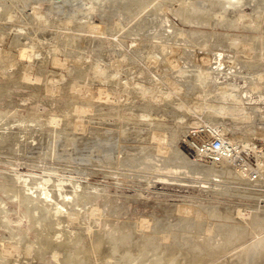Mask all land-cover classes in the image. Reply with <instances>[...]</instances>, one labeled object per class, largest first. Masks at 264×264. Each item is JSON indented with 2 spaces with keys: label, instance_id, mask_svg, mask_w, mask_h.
Returning a JSON list of instances; mask_svg holds the SVG:
<instances>
[{
  "label": "rangeland",
  "instance_id": "374dc122",
  "mask_svg": "<svg viewBox=\"0 0 264 264\" xmlns=\"http://www.w3.org/2000/svg\"><path fill=\"white\" fill-rule=\"evenodd\" d=\"M61 1L0 0V213L2 212L0 214V263L70 264L69 262H71V264H74L78 260L75 264H89L88 258H91V252L88 254V247H90L89 240L91 238L88 239V237L91 236L88 233L90 234V227H92L90 226V221L93 220L92 208L96 207L98 202L102 203L101 206L108 203V197L115 199L116 203H120V194H138V201L134 203L139 202L144 206L140 208L141 210H139L140 213L138 212V214H142L143 209L147 211L151 208L150 212L155 209L162 216L167 214L172 203L183 204V199H186L187 202L185 203L195 208L200 207L202 212L205 209L207 210L204 211V217L200 219L203 223L210 219L209 223L213 221L212 218L206 217L212 213L211 208L214 207L216 209H225L227 206L241 205L240 207L245 206L246 208L249 205L252 208L257 204L264 205L263 193L260 197L257 195H242L245 190H242V187L245 184L238 183V178H234L232 175L228 177V180L235 179L237 182H230L232 185L235 184V187H226L227 189H224L229 192L227 196L216 194V191L220 187H213L208 184L205 186V184L201 185L195 181L189 182L193 180L194 177L192 176H184L188 180L186 182L184 180L176 182V180L173 181L167 178L168 181L164 177L155 186L154 181L158 177L151 176V174L155 175L156 173L151 168H148V166L146 167L147 164H144L152 160L150 157H158L159 154H156L159 151L160 155L167 153L165 157H169L172 161L173 159L174 161H183L184 155L182 153H188V156H191L195 150V147L191 143L193 141H200L202 136L206 135V131L210 129V125L225 124L228 127L226 131L227 135L232 136L234 132L230 128L237 127L234 126L235 123L246 125L247 121L250 120L247 114L239 113L238 115L237 112L231 111L229 108L227 110L226 108H219L222 105L231 106L235 101L233 102L232 97L230 99L221 95L219 93L220 90L217 92L216 88L218 86L215 85L214 80L210 76V79L208 78L207 65L210 64L208 62L210 57L207 54L211 56V52L213 54L215 51L204 50L200 46L206 42L204 33L198 32V34L196 31L187 36L189 38L180 33V27L186 33L187 28L185 27L190 28L189 25L202 27L205 23L202 24L199 18L195 17L196 20L193 18V16L200 13L193 12L194 9L191 7V3H188L191 8L190 12H188L185 6H180L182 9H178V6L187 0H166L167 2L157 0L158 4L156 0H149V3L148 0H91L96 6L94 11L93 9L91 10V15L85 11L86 6L90 8L93 5L90 0V3L87 0H75L77 4L79 3V6L85 9L77 12L74 8L75 13L72 12L73 8L70 3L64 2V4L60 5L59 3H63ZM153 1H156V3ZM142 2L148 3V5ZM140 3L144 5H139ZM157 5H161L160 9ZM173 5L174 8L171 9L170 7H173ZM133 6L137 10L133 9ZM140 6H145L141 12L139 9L142 7ZM96 10L97 12L95 13ZM178 10L181 12L180 14ZM151 11L153 12L151 13ZM176 13L181 15V17ZM189 13L191 17L188 15ZM166 19H169V22H166ZM133 23L135 24L133 25ZM162 24L164 26L170 24L169 27L166 26L168 31L172 29L171 37L168 38L166 36L168 39L161 38L165 28ZM214 24L215 28L222 29V25H219L218 22L215 21ZM184 25L186 26L184 27ZM135 28L136 30H134ZM138 28L142 29L141 31L143 32ZM220 32L218 31V33ZM209 34L211 35L212 32ZM215 36L212 34L210 37L212 39L210 47L213 46V48L216 47L213 45L216 39ZM182 37L183 39H181ZM174 42L181 48L178 49L175 45L176 51L173 50L170 46ZM223 48L227 51L225 54L233 55L234 47L233 52L228 51L230 49L229 46ZM241 49H243V52ZM241 49H238L239 53L237 50L234 52L237 53L239 60L253 59L252 63L256 60L255 63L259 65L253 63L251 70L264 67V60L257 59L261 51L246 49V52L244 47ZM244 51L246 55L243 54ZM192 55L195 56L192 57ZM245 56L246 58H244ZM198 68L201 72L203 69L204 72L201 73ZM201 76H206L207 78L201 79ZM204 79L209 80L206 81ZM215 89L216 93H219L218 95L212 93ZM238 121L243 122L239 123ZM78 122L79 125H77ZM108 126L111 128H108ZM147 130L149 131L145 132ZM109 136L111 141L108 139ZM140 136L143 138L141 137L142 139H140ZM259 136L261 137L262 135L259 134ZM245 138L246 136H244ZM121 146L125 147L121 148ZM159 146L161 147L160 150ZM139 147L140 151H137ZM146 149H149V151ZM169 151L170 153H168ZM109 156L111 158H108ZM123 156L128 158L125 159L126 161L120 162L119 159L124 158ZM110 159L113 161H109ZM141 167L143 168L142 170ZM238 167L240 168L241 166ZM145 169L150 170L148 172ZM181 170L186 169L181 168ZM200 171L202 176L208 175L205 169ZM20 175H23L25 178L29 177L28 184L24 182V186L20 184L24 180V178L19 177ZM42 175L52 176L49 185L50 187H54V189L50 188V193H53L51 194L53 195L51 197L53 199L49 200L52 203L48 201L50 204L40 201L42 198H38L40 193L38 194L37 192V186L30 188L33 182H37L38 178ZM61 176L64 177L62 179L63 182L66 179L64 182L65 186L63 187L64 195H67L66 199L62 193L58 192L57 189V191L55 190L57 188L55 183L58 178H62ZM67 177L73 178L72 181ZM76 180L80 184L82 182L77 193H74L77 196L72 195L73 182ZM25 186L26 188L28 187L27 190ZM236 186L238 189H236ZM92 190L95 195H99V199L98 196L97 198L93 196ZM57 194H60L61 197ZM213 194L216 196H213ZM230 194L232 195L229 196ZM68 195L71 196L70 199ZM102 196L105 198L102 199ZM90 198H96L97 201ZM56 201L63 202L66 205L63 207L64 212L60 214L52 213L50 209L53 208L54 205L52 204ZM103 201L106 202L104 203ZM251 201L253 203H250ZM127 202L131 201L128 200ZM38 204L45 209L41 208ZM52 210L54 212V209ZM54 215L59 216L60 219ZM47 216L48 218H46ZM60 216L64 218L62 219ZM69 216L70 219L68 218ZM50 217L51 221H54H52L54 228L49 220ZM90 218L92 219L90 220ZM46 219L49 221H46ZM57 220L59 222L62 221L59 224ZM45 223L51 226L48 225L50 228L48 226L47 228L51 229L53 233L55 232V235L46 228ZM58 228L61 233H57ZM79 228L81 229L78 232ZM84 229L85 231L88 229L89 232L81 235L85 232ZM79 235H81V238H84L81 239ZM46 237L51 239L52 242L47 239L45 240ZM203 237L204 234L199 239H203ZM217 237H221V235H217ZM40 238L42 239L41 241H39ZM76 238H79L80 244L87 243L88 246L86 244L79 245V241ZM75 239L77 241H74ZM251 239H248L246 242L248 244L252 243L255 237H251ZM60 241L62 242V246ZM69 241L72 242L68 243ZM43 242H46L47 245V242H50L49 245L51 243L55 244H53L54 246L50 245L49 248ZM246 242L243 246L247 245ZM67 243L68 246L70 245L69 247ZM78 246L86 249L83 250ZM20 247H22L21 250ZM41 247L42 249H40ZM63 248L64 250H62ZM74 251L75 253L79 251L80 255H78L80 257H77V253L75 254ZM84 251H88L86 252L88 257ZM54 253L55 255H53ZM73 254H75L74 257L72 256ZM67 258H70L74 262ZM80 258L81 260L84 259V261L86 259V262H89L85 263L83 260L80 262Z\"/></svg>",
  "mask_w": 264,
  "mask_h": 264
},
{
  "label": "bare ground",
  "instance_id": "6f19581e",
  "mask_svg": "<svg viewBox=\"0 0 264 264\" xmlns=\"http://www.w3.org/2000/svg\"><path fill=\"white\" fill-rule=\"evenodd\" d=\"M58 1H60V0H58ZM87 1H89V0H87ZM87 1H85V2H87ZM90 1H89V3H90ZM156 1H153V2L156 3ZM165 1L166 0H164V2ZM61 2H63V3H59L60 5L64 4V2H67L68 4L70 3L71 7L73 8V11L71 10L72 12H74V8L77 10V12L81 11V10H85L83 7L79 6V3L77 4V2L75 0H62ZM153 2H151V3H153ZM134 3H136V2H134ZM142 3H145V2H142ZM142 3H140L139 5H141ZM148 3H149V0H148ZM148 3H145V4L148 5ZM158 3L159 2L157 1V4ZM183 3H184V1H183ZM183 3L182 4L179 3L181 5L178 6V9L181 8L180 6H183V7L185 6L187 8H190L188 3L189 4L191 3V7L194 9L193 12L196 11L197 14H199V13L201 14V15L200 14L199 15H195V16H193V18L194 19H195V17L197 19L199 18L201 20L202 24L204 22L206 24L204 23L202 25V27H197V26L194 27L193 25L192 26L189 25L190 28L185 27L186 25H184V27L187 28V30H186L187 32L184 33L183 32L184 29L182 30V27H180L181 28V32L180 33L182 35H186V37L190 36L192 33H195L196 31H197L196 33H198V32L199 33H201V32L204 33V35L206 36V38H205L206 42L205 43L201 42L202 44L200 43L201 44L200 46H202L204 48V50L208 49L209 51H213V52L215 51L213 54L211 52V56H209L207 54V56L210 57L209 58L210 60H208V62H210V64L208 63L209 65H207L208 78L210 76L214 80L215 85L218 86V88H216L217 92H218V90H220L219 93H221V95H223L225 97H229V98L232 97L233 98V102L235 101L231 106L222 105V106H220V107L218 106V107L222 108V109L226 108V110L229 108L231 111L237 112L238 115H239V113L247 114L248 115L247 117L250 120L248 119L249 121H247L248 123L246 125H244V124H242V125L239 124L238 125V123H235L234 126H237V127L230 128V130L232 132H234L232 136H228L227 135L228 134L226 132L228 130L227 125H225V124L210 125V127H209L210 129L207 130V134H208L209 137H213L215 135H220L226 141L231 142L233 144V147H234L233 156L231 158L224 159L221 163H214V162L207 161V160L201 158L199 156V154L197 153V151H195L196 149L195 150L193 149L194 153L191 154V156H188V153L187 154L182 153L184 155V157L182 156L184 158L183 161H176V160L174 161V159L172 161L171 159H169V157L168 158L165 157L167 153L163 154V155H160V151L159 150L161 149V147L159 146L160 147L159 150H158L159 153L156 154V155L159 154V156L158 157H154V156L150 157L152 160L151 161L149 160V163L146 162L144 164H147L146 167L148 166V168H151V170L154 173H156L155 175L151 174V176H153V177H156V178L158 177V179H156V181H154L155 186H157L158 185L157 183L160 182L159 180L160 179H164V177L166 179L168 178L169 180H173V181L176 180V182H178L180 180L181 181L184 180L186 182L188 180H187V178H184V176L185 177L186 176L187 177L192 176V177H194L196 179L194 180V178H193V180H190L189 182L195 181L196 183H200L201 185L205 184V186H207V184H208V185L213 186V187L214 186L215 187H220V188H218L217 191L215 190L216 194H222V195H227L228 196L229 192H227L224 189L226 187L227 188L235 187L234 186L235 184L232 185V184H230V182L239 181L238 183L245 184L243 187L241 186L243 188L242 190L245 189L243 191L242 195H244V196L245 195H257L258 197H260V195L262 193L264 195V70H263L264 67L263 68L260 67L257 70H251L252 69L251 68L252 64L255 63L256 60L253 63H252L253 59L252 60H249V59H247V60H241L240 59L239 60V58L237 57V53H234V52L236 50L238 52L239 51L238 49H241L243 47H244L245 51H246V49L247 50L248 49L249 50L253 49V51H254V49H256V50L261 51V54H259L260 56H258L259 58H257V59L264 60V6H263L264 5V0H189V1L187 0V1H185L184 4ZM92 4L93 5H92V7L90 6V8L86 6V10L85 11H87L88 14L89 13L91 14V10L93 9V11H94V8L96 7L93 2H92ZM124 4H125V2H124ZM81 5L83 6V4H81ZM142 5H144V4H142ZM145 6H143V7L140 6V7H142V8L139 9L140 12L145 8ZM157 6H159V5H157ZM160 6L158 7L159 9H160ZM133 7H132L133 9H136L135 6H133ZM175 7H177V6H175ZM23 8H24V5H23ZM165 8L168 9L167 6H165ZM170 8L171 9L174 8V5H173V7L171 6ZM187 8H186V10H188V12H190L189 10H191V8L190 9H187ZM115 10H117V9H115ZM124 11H126V10L124 9ZM87 12H86V15H87ZM96 12H97V10L95 11V13ZM129 12H130V10H129ZM152 12L153 11H151V13ZM174 12H176V11H174ZM178 12H179V10H178ZM184 12H185V10H184ZM142 13H144V12H142ZM180 13L181 12H179V14ZM146 14H148V13H146ZM176 14H178V13H176ZM188 15L190 16V13ZM143 16H146V15H143ZM154 16H156V15H154ZM179 17H181V15H179ZM163 18H165V17H163ZM169 19L168 20L166 19L167 20L166 22H169ZM181 19H183V18H181ZM66 20H67V18H66ZM184 20H186V19H184ZM135 21L137 22V20H135ZM159 21L161 22V20H159ZM215 21L218 22L219 25L220 24L222 25V29L214 27V25H215L214 22ZM128 22H129V20H128ZM194 22H196V21H194ZM134 24L135 23H133V25ZM139 26H140V24H139ZM162 26H164V25L162 24ZM166 26L169 27L170 24L166 25ZM166 26H164L165 28H164L163 32L161 31L162 32L161 38L163 37L165 39H168L172 35V31H171L172 29L170 30L171 31L170 32V31H168L166 29ZM160 27H158V28H160ZM178 28H179V26H178ZM134 30H136V28ZM139 30L141 31L142 29H139ZM174 30H175V28H174ZM176 30H178V29H176ZM153 31H154V29H153ZM218 31H221V32L218 33ZM141 32H143V31H141ZM149 32H150V29H149ZM210 32H212V34L216 35L215 36L216 39L214 40V43H213V45H215L216 47H214V48H213V46L210 47L211 46L210 44L212 42V39L210 38L212 36V34L210 35L209 34ZM141 35H142V33H141ZM149 35H151V34H149ZM152 35H154V34H152ZM138 38L140 39V37H138ZM173 38L175 39V37H173ZM187 38H189V37H187ZM131 39H133V38H131ZM181 39H183V37ZM194 39H195V37H194ZM133 40H132V42H133ZM159 40L161 41V39H159ZM135 41H136V38H135ZM135 41L133 43H135ZM137 41H139V40H137ZM164 41H162V42L164 43ZM165 42H167V41H165ZM189 42H191V41H189ZM139 43H137V44H139ZM176 44L177 43L174 42L173 45H171V44H169V45H171L170 47H172L173 50H175L176 47H178V49L181 48V47L177 46L178 44L177 45ZM175 45H176V47H175ZM180 45H181V43H180ZM166 46L169 47L167 44H166ZM166 46H165V48H166ZM225 46H229L230 47V49L228 50L229 52H233V47L235 48L234 52H233V55H231V54L228 55V53L225 54V52H227L223 48ZM160 48H162V47H160ZM190 50L192 51V49H190ZM194 51L196 52V50H194ZM194 51H193V53H194ZM241 51L243 52V49H241ZM245 51L243 53L244 55H246L245 53L247 52V51L246 52ZM248 53H249V51H248ZM251 53H252V51H251ZM256 53H257V51H256ZM240 54H242V53L240 52ZM193 56H195V55H192V57ZM207 56H206V58H207ZM247 57H248V55H247ZM244 58H246V56ZM178 63H180V62H178ZM258 63L261 64L262 62H258ZM246 64H248V65H246ZM256 65H258V64H256ZM263 66H264V62H263ZM249 69L251 71H253V72H251ZM254 71H256V72H254ZM200 72H201V70H200ZM202 72H204L203 69H202ZM202 76H204V75H202ZM202 76H201V79L202 78H207L206 76L205 77H202ZM198 79L200 80V78H198ZM209 79H207V80H209ZM204 80H206V79H204ZM186 82H188V81H186ZM203 84H205V83H203ZM197 86H199V85H197ZM133 87H134V85H133ZM210 88H211V86H210ZM216 89L212 93H216ZM218 94L216 93V95H218ZM232 120H233V118H232ZM237 120H239V119H237ZM245 120H246V118H245ZM238 122L241 123L243 121H238ZM77 125H79V122H78ZM109 125H110V123H109ZM109 127L110 126H108V128ZM148 131L149 130H147L145 132H148ZM82 134H84V133H82ZM139 134H140V132H139ZM259 134H261L262 136L260 137ZM143 135H145V134H143ZM142 136H140V139L143 138ZM244 136H246L245 139H244ZM82 137H83V135H82ZM108 139L110 140V136L108 137ZM140 139H138V140H140ZM109 140H107V141H109ZM7 141H9V140H7ZM198 143H199L198 141H193V143H191V144L193 145V147L197 148ZM110 146H111V144H110ZM113 146H116V145H113ZM124 147L121 146V148H124ZM141 147H143V146H141ZM149 147H150V145H149ZM103 149H105V148H103ZM135 149H137V148H135ZM153 149H154V147H153ZM106 150H108V149H106ZM142 150H144V149H142ZM146 150L149 151V149H146ZM177 150H179V149L177 148ZM137 151H140V147H139V150H137ZM87 152H88V150H87ZM110 152L112 153V151H110ZM136 152H134V153H136ZM168 153H170V151ZM126 154H127V152H126ZM147 154H149V153H147ZM151 154H152V152H151ZM173 154H175V153H173ZM179 155H181V154H179ZM126 156H128V155H126ZM126 156H123L124 158L119 159L120 162L126 161L125 159L128 158ZM108 158H111V157L109 156ZM138 159H139V157H138ZM180 160H182V159H180ZM253 160H255V161H253ZM109 161H113V160L110 159ZM240 162L242 163L241 165H240ZM117 164H118V162H117ZM238 166H241V167L239 168ZM181 168H185L186 170H181ZM142 169L143 168L141 167V170ZM202 169H205V171L207 172L208 175L202 176L201 175V171H200ZM148 170H150V169H148ZM148 170L145 169V171H148ZM111 171H112V169H111ZM42 173H44V172H42ZM230 175L234 176V178L237 177L238 180L237 181L235 179L234 180H232V179L228 180V177ZM63 176L65 177V175H63ZM179 176H182V177H179ZM16 177H17V175H16ZM19 177L24 178L23 181L21 180L22 178L20 179L22 181V182H20V184H23V182L27 183L28 178H29V177L25 178V177H23V175H20ZM51 177L52 176H50V175H46V176L42 175L40 178L36 177V178H38L37 182H33V184L30 186V188H34L33 186H37V188L36 187L35 188L37 189L38 194L40 193V196L38 198H42V200H40L41 202L44 201V202L47 203L49 200L53 199V198H51L53 196L51 194H53V193H50V191H51L50 188L52 186L50 187V185H49V182L52 179ZM64 177H62V178H58L57 177L58 179H57L56 183L54 182L55 186L57 187V188H55V190L57 189L58 192L62 193V195L65 194L63 187L65 186L64 182H65L66 179L64 180V182L62 180ZM68 179H70V178H68ZM72 179H70V180L72 181ZM32 180H33V178H32ZM53 181H54V179H53ZM75 182H73L74 185H73V194L72 195H76L74 193H77L80 185H82V182H81V184H80V182L78 183V181L76 183ZM69 183H71V182H69ZM52 185H54V184H52ZM201 185H199V186H201ZM239 185H241V184H239ZM23 186H24V184H23ZM68 186H69V184H68ZM238 187H240V186H238ZM25 188H26V186H25ZM27 188H26V190H27ZM52 188L54 189V187H52ZM66 189H68V188H66ZM71 189H69V191ZM214 189H217V188H214ZM236 189H238L237 186H236ZM71 192H72V190H71ZM91 192H93V190ZM67 193H68V191H67ZM246 193H248V194H246ZM93 194H94V192H93ZM57 195L60 196V194H57ZM81 195L83 196L82 193H81ZM91 195H92V193H91ZM201 195H203V194H201ZM231 195L232 194H230L229 196H231ZM93 196H95L96 198L98 196V199H99V195H95L94 194ZM93 196H91V197H93ZM120 196H121L120 197L121 198V202L119 200L120 203H116L114 201L115 199H112L111 197H108L107 198L108 203H106L105 205L101 206L102 203L100 204L98 202V205H97V203H95L97 205V206L95 205L96 207L92 206L93 207L92 208V216H93L92 218H93V220H91L92 218H90V220H91L90 221V224H91L90 226H92V227H90L91 228L90 234L88 233L89 232L88 229H90V228H88L87 231H85V229H84L85 232L82 233V234L80 233L81 235H85V233H88V235L91 236V237H88V239L91 238V240H89L90 241V247H88L89 248V252L88 251H84L85 254H86V252H88V254H90V252H91V256H90L91 258H88L89 261H90L89 264H264V205H258L257 204L255 206H253L252 208L248 204H247L248 207L246 206V208H245V206L244 207H240L241 205L240 206H232L231 205V206H227V207L225 206L226 207L225 209H220V208L216 209L214 207V208H211V212L212 213L210 214V211H209L210 215H208V213H206L208 216L207 217L205 216L206 218H212L213 221H211V223H209L210 220H211L210 219V220H206L207 222L203 223V221L201 222L200 219L204 217L203 216L204 215V211H207V210L205 209L202 212V210H200V207L199 208H197V207L195 208L194 206L185 203V202H187L186 199H183V201H184L183 204H178V203L174 204V203H172L171 204V208L168 209L169 211L166 210L167 214L165 216H162V215H159V213H157L154 208H153L154 211L151 210V212H150L151 208L149 210H147V211H145L143 209L142 210L143 213L142 214H138V212L140 213V211H139V210H141L140 208L144 207L139 202L138 203H134L135 201H138V194H134V195H129V194L121 195L120 194ZM213 196H216V195L213 194ZM217 196H219V195H217ZM237 196H239V195H237ZM65 197H67V195H64V198ZM102 197H103L102 199L105 198L104 196H102ZM192 197H194V196H192ZM13 198H10V199H13ZM27 198H29V197H27ZM30 198H32V197H30ZM33 198H34V196H33ZM56 198H58V197H56ZM70 198H71V196H69V199ZM120 198L118 197V199H120ZM196 198H198V197H196ZM90 199H92V198H90ZM90 199H87V200H90ZM222 199H223V197H222ZM233 199H235V198H233ZM56 200H58V199H56ZM122 200H123V202H122ZM128 200H130L131 202L133 201V202L132 203L131 202L128 203L127 202ZM139 200H140V198H139ZM96 201H97V199H96ZM49 202H51V201H49ZM142 202H143V200H142ZM216 202H219V201H216ZM76 203H78V202H76ZM237 203H238V200H237ZM250 203H253V202L251 201ZM255 203H256V201H255ZM2 204H4V203H2ZM49 204H48V206H49ZM226 204H228V203H226ZM52 205H54L53 208H52V209H54V212H53L52 209H50V210L54 214H58V213L60 214L61 212H64L63 211V207L66 206L63 202H59V201L54 202ZM244 205H245V203H244ZM40 207L43 208L42 206H40ZM50 207H52V206H50ZM150 207H152V206H150ZM65 208L68 209L67 207H65ZM65 208H64V210H65ZM135 208H137V209L134 210ZM34 209H35V207H34ZM43 209H45V208H43ZM47 209H48V207H47ZM37 210H39V209L37 208ZM51 211H49V212H51ZM3 212L6 213L7 211H3ZM141 215H143V216L141 217ZM39 216L41 217L42 215H39ZM51 217H53V216L51 215ZM51 217L49 219L50 221H51ZM55 217L59 218V216H55ZM36 218H38V217H36ZM46 218H48V216ZM61 218L63 219L64 217L62 216ZM68 218L70 219V216ZM43 220H45V219L43 218ZM47 220L48 219H46V221ZM37 221H38V219H37ZM52 221H51V225L53 226ZM57 221L59 222V220H57ZM61 221L59 222V224L61 223ZM80 221H81V219H80ZM40 222L42 223V221H40ZM146 223H148V225H146ZM49 224H50V222H49ZM49 224H46V228H47V226ZM87 226H89V225H87ZM49 228H47V229H49ZM53 228H54V226H53ZM80 229L81 228L78 229V232L80 231ZM49 230L52 231L51 229H49ZM58 232L61 233L60 229L57 231V233ZM81 232H83V231H81ZM52 233H53V231H52ZM53 234L55 235V232ZM77 234H79V233H77ZM203 234H204L203 239H199L201 235L203 236ZM81 235H79V237ZM217 235H221V237H217ZM247 237H249V238H247ZM251 237L252 238L255 237V239H254V241L252 243L248 244L246 241L248 239H251ZM82 238H84V237H82ZM46 239L51 241V239H48L47 237L45 238V240ZM76 239L78 240L79 238H76ZM76 239L74 241H77ZM41 240L42 239L40 238L39 241H41ZM71 242L69 241L68 243H71ZM80 242L81 241H79V245H82L83 243L80 244ZM245 242L247 243V245L243 246L245 244ZM47 243H48V245L46 244V242L44 244H46V246H49V248H50V245L52 246L53 244H55V243H51L49 245L50 242H47ZM63 243H64V241H63ZM68 243H67V246H68ZM56 244H58V243L56 242ZM60 244L62 246V242ZM84 244L87 245V243H84ZM41 246H42V244H41ZM56 246H58V245H56ZM63 246H64V244H63ZM73 247L75 248V246H73ZM21 248L22 247H20V250H21ZM79 248H82V246L79 247ZM40 249H42V247ZM67 249H69V248H67ZM82 249H80V250L82 251ZM85 249H83V250H85ZM62 250H64V248ZM75 251H74V253H75ZM78 252H76L77 253V257H80L79 256L80 254ZM75 254H73L72 256L74 257ZM37 255H38V253H37ZM53 255H55V253ZM83 256L86 258V256L84 254H83ZM73 257H71V258H73ZM87 257H88V255H87ZM67 259L71 260L70 258H67ZM79 260H80V262L82 260L84 261V259L81 260V258ZM71 261H73V260H71ZM77 261H75V263ZM89 261L86 262V259H85L84 262L88 263ZM69 263L71 264V262H69ZM4 264H5V262H4Z\"/></svg>",
  "mask_w": 264,
  "mask_h": 264
},
{
  "label": "built area",
  "instance_id": "2783aa9c",
  "mask_svg": "<svg viewBox=\"0 0 264 264\" xmlns=\"http://www.w3.org/2000/svg\"><path fill=\"white\" fill-rule=\"evenodd\" d=\"M198 142L195 151H197L201 158L207 161L221 163L224 159L233 156V144L226 141L220 135L209 137L206 131V135L202 136L201 140Z\"/></svg>",
  "mask_w": 264,
  "mask_h": 264
}]
</instances>
